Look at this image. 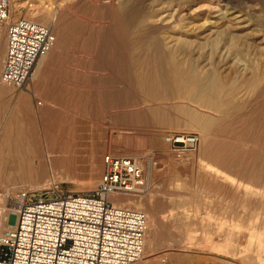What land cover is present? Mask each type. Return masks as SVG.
I'll return each mask as SVG.
<instances>
[{"label": "rangeland", "instance_id": "1", "mask_svg": "<svg viewBox=\"0 0 264 264\" xmlns=\"http://www.w3.org/2000/svg\"><path fill=\"white\" fill-rule=\"evenodd\" d=\"M10 2L12 20L55 43L33 92L32 73L0 101V234L19 190L86 192L105 156L128 157L145 189L118 199L160 236L141 261L264 264V0ZM175 134L197 148L166 141Z\"/></svg>", "mask_w": 264, "mask_h": 264}, {"label": "built area", "instance_id": "2", "mask_svg": "<svg viewBox=\"0 0 264 264\" xmlns=\"http://www.w3.org/2000/svg\"><path fill=\"white\" fill-rule=\"evenodd\" d=\"M7 49L0 84L24 89L36 62L55 43L48 27L12 20L10 0H0V35ZM166 141L194 151L198 138L175 134ZM95 188L64 193L56 184L41 190L22 189L10 198L16 222L0 235V264H135L143 257L145 214L115 205L113 196H140L145 180L137 162L105 156Z\"/></svg>", "mask_w": 264, "mask_h": 264}, {"label": "crops", "instance_id": "3", "mask_svg": "<svg viewBox=\"0 0 264 264\" xmlns=\"http://www.w3.org/2000/svg\"><path fill=\"white\" fill-rule=\"evenodd\" d=\"M6 48H7V41L5 38V39L0 40V72L2 68L3 58L5 57V54H6ZM44 67L45 65L43 64V62L36 63L34 70H33V79L28 82L24 92L26 93L33 92V90L36 88V83ZM6 98L8 99L9 102L16 101L15 95L14 97L11 96V93L9 92L8 87L0 84V101L5 100ZM10 104H13V103H10ZM10 104H9V107L11 106ZM10 141L11 139H8L6 142L10 143ZM149 229L150 230H148L147 235H146V242L148 244L152 243V247L160 246L161 244L159 242L160 236L158 233V228L156 231L153 230L155 229L153 221H151ZM143 259L144 260L141 261L139 264H224L218 258L210 257L208 254L198 253V252L172 253L166 256L163 262H161V260H158V257H155L153 255L146 256Z\"/></svg>", "mask_w": 264, "mask_h": 264}, {"label": "bare ground", "instance_id": "4", "mask_svg": "<svg viewBox=\"0 0 264 264\" xmlns=\"http://www.w3.org/2000/svg\"><path fill=\"white\" fill-rule=\"evenodd\" d=\"M11 3V2H10ZM29 20V19H28ZM32 21V20H31ZM35 22V21H34ZM37 23V22H36ZM45 27H47V26H45ZM4 32V31H3ZM3 32H2V34L0 35V39L2 38V36H3ZM7 49V48H6ZM52 50V49H51ZM51 52V51H50ZM49 52V53H50ZM48 53V54H49ZM6 55V54H5ZM47 56V55H46ZM46 56H44V57H46ZM44 57H42V58H40V59H43ZM5 59V58H4ZM39 59V60H40ZM2 65H3V63H2ZM34 69V68H33ZM1 71H2V68H1ZM32 73H33V71H32ZM32 73H31V76H32ZM0 75H1V72H0ZM122 197H134V196H131V195H125V196H113V197H111L110 198V200L115 204V205H120V206H122L121 204H122V202H121V200L120 199H118V198H122ZM129 205V204H128ZM126 207V206H125ZM132 209V208H131ZM16 213L17 212H15V211H9L8 213H7V215H6V218H5V224H6V226L7 227H13L14 226V224H15V222H16V218H15V216H16ZM11 217H14V220H13V222H12V220H11ZM150 224H151V220L148 218V219H146V215H145V233H144V237H145V243H144V245L147 247V242H146V235H147V232H148V230H150L149 228H150ZM154 230V229H153ZM1 235V234H0ZM141 261V260H140ZM138 263V262H137ZM136 264V263H135Z\"/></svg>", "mask_w": 264, "mask_h": 264}]
</instances>
